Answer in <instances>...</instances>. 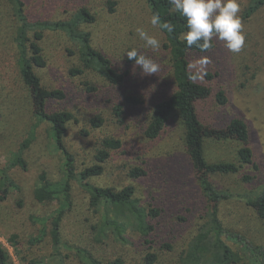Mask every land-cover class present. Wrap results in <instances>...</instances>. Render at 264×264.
<instances>
[{"label": "rangeland", "instance_id": "obj_1", "mask_svg": "<svg viewBox=\"0 0 264 264\" xmlns=\"http://www.w3.org/2000/svg\"><path fill=\"white\" fill-rule=\"evenodd\" d=\"M31 19L57 20L72 16L81 6H87L97 14V25H87L95 34V45L104 51L115 67L129 70L130 74L120 85H110L93 73L72 76L69 69L79 66L74 43L61 31H47L42 41L47 60L44 68H36L44 86L61 88L67 96L52 100L49 109L72 111L76 121L68 123L65 142L76 155L78 171L93 161V151L97 142L105 136L113 135L123 140L122 149L112 152L106 172L92 179L101 186L121 189L133 184L137 195L143 201L161 204L165 211L159 218L158 238H169L178 256L185 244L195 234L200 222L203 192L193 171L189 170V158L183 147V127L177 117L171 118L156 138L145 135L153 106L168 98L175 90L173 55L171 48H166L165 35L150 24L151 14L144 0H115L116 10L110 12L108 0H24ZM250 0H239V13L245 33V46L238 54L230 53L223 42L214 38V46L206 53L189 55L190 68L199 72L204 79L206 71L213 73V78L205 80L213 89V96L199 105L198 111L205 123L216 126L226 125L234 117L244 118L250 128L251 145L259 169L246 167L245 171L255 178L246 183L241 175L213 178L220 187L246 190L264 187V7L249 18L244 11ZM143 28L160 41V48L153 50L145 46L137 32ZM15 21L11 6L7 0H0V168L8 164L10 157L20 144L29 136L33 124L37 121L30 100L28 88L16 64V50L13 41ZM135 48L152 57L160 66L156 74L144 75L139 66L134 67V60H128L126 51ZM203 58V59H202ZM206 61V62H205ZM88 81L96 87L88 90ZM224 90L228 101L220 105L215 92ZM136 95L142 103L130 106L126 104V122L118 125L112 115L115 102H124L127 95ZM96 113H102L106 122L99 129H90L85 136L81 128H89V119ZM36 138L24 153L27 168L19 165L13 170L17 187L7 199L0 198V244L7 248L12 256V264H28L37 260L39 264H58L52 259L51 243L45 237L39 243L31 240L39 232V225L30 220L31 215L47 216L57 207L56 202H38L34 190L42 171H46L53 180L59 179L63 167L60 155L54 151L48 124L42 122L36 129ZM237 144L232 141L219 142L207 140L205 154L209 161L234 159ZM141 165L150 173L148 177L132 179L128 168ZM22 199V205L18 201ZM74 204L65 214L63 226V249L65 264H82L68 246H92L91 223L97 215L89 206V195L84 189L74 184ZM239 202L224 205L222 213L233 219L244 215V207ZM231 206V207H230ZM250 212V211H249ZM185 217L184 220L180 217ZM229 222V220H225ZM238 225L226 226V239L244 256L245 264H252L251 245H263V230L251 219L235 222ZM242 227V228H241ZM248 231L247 239L234 235ZM17 234L16 242L11 239ZM133 239L137 236L130 233ZM242 234V233H241ZM247 242V245L243 243ZM249 244V245H248ZM101 258L108 259L115 255L118 247L94 249ZM99 250V251H98ZM122 253L129 255L122 249ZM128 257V256H127ZM264 258V257H263Z\"/></svg>", "mask_w": 264, "mask_h": 264}, {"label": "trees", "instance_id": "obj_2", "mask_svg": "<svg viewBox=\"0 0 264 264\" xmlns=\"http://www.w3.org/2000/svg\"><path fill=\"white\" fill-rule=\"evenodd\" d=\"M11 6L15 21L13 41L16 50V64L28 88L30 100L36 122L31 128L29 136L20 144L18 150L12 154L8 164L0 168V198L7 199L17 187L13 170L19 165L27 168L24 153L36 138V129L40 123L48 124V134L55 152L63 163L59 179L53 180L46 171H42L37 179L34 195L38 202H56L57 207L47 216L31 215L30 220L39 225V232L31 240L39 243L49 237L52 251L51 257L58 264H65L63 249V226L65 214L74 204V184L84 189L89 195V206L97 217L91 223L92 246H68L82 264H245L244 256L239 249L227 241L229 225L250 219L263 230V245H249L252 247L250 257L252 264H264V187L263 185L246 190H234L220 187L213 178L241 175V180L250 183L255 177L245 171L246 167L259 169L255 160L254 149L251 145L250 128L242 117L232 118L226 125L216 126L205 123L199 115V105L213 96V89L205 82L213 78V73L206 71L204 79L201 74L190 68L189 55L206 53L192 47L188 48L181 40V34L187 31L185 18L168 0H144L152 15L159 12L162 21H169L175 26L173 33L161 30L165 35L166 48H171L175 60L173 61L174 92L152 108L149 124L145 135L156 138L164 129L166 123L173 117L179 118L183 127V147L189 158L191 169L203 192L202 208L199 214L200 224L195 234L185 244V248L178 256L169 238H158L159 218L165 209L161 204L144 202L136 192L133 184L121 189L112 186H101L92 179L101 177L111 160L112 152L122 149L123 140L113 135L102 137L93 151V161L86 164L79 172L76 166V155L65 142L68 123L77 120L75 114L67 109L51 110L49 103L67 96L61 88H48L43 85L36 68H44L47 60L43 51L42 41L47 31H61L74 43L75 50L69 49L70 54H77L79 66L69 69L72 76L93 73L110 85H120L130 74L125 69H117L112 59L95 45V34L87 25L99 24L98 16L87 6H81L72 16L66 19L47 20L31 19L28 15L24 0H7ZM110 12L116 10L117 1L108 0ZM264 7V0H250L244 11V17L249 18ZM214 46V41H213ZM129 60V59H128ZM132 61V60H130ZM190 76L196 79H190ZM88 90H95L85 81ZM217 102L225 105L228 97L224 90L214 93ZM142 103L141 98L130 94L124 102H115L112 115L118 125H123L126 114V104L135 106ZM2 113L0 110V120ZM106 118L102 113L92 115L88 121L89 128H81L82 135H89L90 129L104 126ZM219 142L232 141L237 144L234 159L209 161L205 154L207 140ZM150 172L141 165L128 168V176L132 179L148 177ZM23 200L18 201L22 205ZM240 203L244 207V215L228 219L222 213L224 205ZM231 207V206H230ZM250 211V212H249ZM184 220L185 217H180ZM229 220V222L225 221ZM239 226V225H238ZM242 228V227H241ZM131 232L137 238L133 239ZM242 233V234H241ZM234 235L236 238L247 239L248 231H241ZM226 234V235H225ZM17 234L11 239L16 242ZM245 245L247 242L243 241ZM115 245L118 251L108 259L95 253ZM122 249L129 255L122 253ZM98 250V251H99ZM0 264H12V256L7 248L0 244ZM28 264H39L37 260H30Z\"/></svg>", "mask_w": 264, "mask_h": 264}, {"label": "clouds", "instance_id": "obj_3", "mask_svg": "<svg viewBox=\"0 0 264 264\" xmlns=\"http://www.w3.org/2000/svg\"><path fill=\"white\" fill-rule=\"evenodd\" d=\"M168 2L186 20L187 31L181 34V40L188 48L195 47L206 52L213 47L214 38L223 42L224 47L232 54H238L244 48L246 36L239 15L241 11L239 0H168ZM150 24L168 33L175 30L171 22L161 20L159 12L151 15ZM136 32L146 47L153 50L160 48V41L155 36L143 28H137ZM125 54L129 60H134V67L139 66L144 75L160 71L159 64L152 57L135 48L126 51ZM190 79L196 77L190 76Z\"/></svg>", "mask_w": 264, "mask_h": 264}]
</instances>
